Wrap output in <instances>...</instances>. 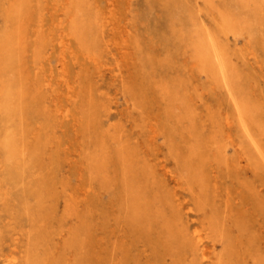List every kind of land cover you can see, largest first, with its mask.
Segmentation results:
<instances>
[{
	"label": "rangeland",
	"instance_id": "rangeland-1",
	"mask_svg": "<svg viewBox=\"0 0 264 264\" xmlns=\"http://www.w3.org/2000/svg\"><path fill=\"white\" fill-rule=\"evenodd\" d=\"M241 3L0 0V264H264V0Z\"/></svg>",
	"mask_w": 264,
	"mask_h": 264
},
{
	"label": "bare ground",
	"instance_id": "bare-ground-1",
	"mask_svg": "<svg viewBox=\"0 0 264 264\" xmlns=\"http://www.w3.org/2000/svg\"><path fill=\"white\" fill-rule=\"evenodd\" d=\"M242 3V5H247L248 6V4H250L252 1H254V0H240ZM241 10V9H240ZM251 14V13H250ZM237 16V15H236ZM225 20H226V22L228 21V18H224ZM250 22V21H249ZM254 22V21H253ZM206 31V30H205ZM202 32H201V29H196V31H195V37H194V40H193V47L195 48H197V46H199V47H204L207 51H209V50H215L216 52H219V50H218V48H217V39H216V37L215 36H211V35H209L208 36V38H207V43L206 44H204L203 43V35L201 34ZM206 33H207V31H206ZM184 36V35H183ZM2 38V37H1ZM206 39V38H205ZM181 41V40H180ZM184 41V40H183ZM2 43V42H1ZM224 44V43H223ZM8 49V48H7ZM222 50V49H221ZM224 51V50H223ZM222 52V51H221ZM223 55H224V52L222 53ZM3 58V57H2ZM204 62H211L212 60L209 58V56L207 55V54H205V56H204ZM216 61H218L217 62V68H216V70L218 69V71H219V73L220 74H223V77H224V81H225V85H226V83H228L229 82V80H228V82H227V79H226V67L227 68H229L228 66H227V64L228 63H226V66H225V64L223 63V61H222V57H221V55H220V53H217V58H216ZM229 61V60H228ZM203 64V63H202ZM205 64V63H204ZM230 65V64H229ZM204 66H206V65H204ZM232 72H234V70H232L231 72H229V73H232ZM215 74H216V71L214 72ZM218 73V74H219ZM217 74V75H218ZM214 77H216L215 75H214ZM223 77H222V79H223ZM236 78V77H235ZM222 79H221V81H222ZM238 79V78H237ZM234 80H236V79H234ZM218 81V80H217ZM221 83H223V82H221ZM220 83V84H221ZM234 83H237V81L236 82H233V84ZM228 85H229V83H228ZM235 85V84H234ZM227 86V85H226ZM229 86H232V85H229ZM236 86H237V84H236ZM236 86H235V88H236ZM230 88H232V87H230ZM233 89V88H232ZM238 90V89H237ZM236 90V91H237ZM4 92H5V90H4ZM234 92H235V90H234ZM238 92V91H237ZM237 92H235V94L237 95ZM239 92H240V89H239ZM238 92V93H239ZM241 92H242V90H241ZM235 95V96H236ZM241 95V94H240ZM242 96V95H241ZM240 97V96H239ZM238 97V98H239ZM243 97V96H242ZM240 100V99H239ZM238 101V100H237ZM8 103V102H7ZM239 103L237 102V108H240L241 106H239L238 105ZM242 105V104H241ZM246 110V109H245ZM4 111V110H3ZM39 111V110H38ZM5 112H6V109H5ZM244 113V112H243ZM242 113V114H243ZM4 119H5V117H4ZM242 119V118H241ZM240 119V120H241ZM6 122H7V120H6ZM243 123H245V122H243L242 120H241V124H243ZM6 124V123H5ZM231 125V123H229V126ZM244 126V125H243ZM232 128V127H231ZM246 128V127H245ZM247 136H250L248 133L246 134ZM8 136H10V135H8ZM250 138V137H249ZM9 141L7 140V143H8ZM16 143V142H15ZM24 144V143H23ZM5 145H6V143H5ZM4 145V146H5ZM8 147H10V145L8 146ZM239 148L242 150V152L244 153V154H246V151H245V149L241 146V145H239ZM6 151H7V149H5ZM14 150H15V147H14ZM98 150V149H97ZM258 151L261 153V151L258 149ZM14 152V151H13ZM15 152H16V150H15ZM18 152V151H17ZM6 153V152H5ZM12 153V152H11ZM7 154H8V151H7ZM20 154H21V152H20ZM264 154V153H263ZM15 155H16V153H15ZM25 155V154H24ZM12 156V155H11ZM22 156V155H21ZM5 157H6V155H5ZM13 157H14V154H13ZM15 157H17V156H15ZM7 158V157H6ZM9 158V157H8ZM22 158V157H21ZM27 159V158H26ZM10 160H12V158L10 159ZM9 160V161H10ZM14 162H15V160H14ZM14 162L12 161V165L14 164ZM25 162V161H24ZM94 162V161H93ZM102 163V162H101ZM16 164H18V163H16ZM99 164V163H98ZM15 165V164H14ZM13 165V166H14ZM12 166V167H13ZM16 167V166H15ZM97 168H99L98 166H97ZM103 167H102V164H101V168L100 169H102ZM23 172V165L22 164H19V165H17V168H16V175H18V174H21ZM24 172H26V171H24ZM98 172V171H97ZM103 172V171H102ZM104 173V172H103ZM94 174V173H93ZM21 179V181H22V178H20ZM20 182V181H19ZM30 204V203H29ZM196 234H198L199 236H200V234H199V232H196ZM207 234V233H206ZM201 237V236H200ZM199 237V243H202L203 242V239L202 238H200ZM203 247V246H202ZM204 249V248H203ZM205 250V249H204ZM208 254H209V252H205V251H203L202 252V254H201V256H202V259L207 263V264H211L209 261H210V256H208Z\"/></svg>",
	"mask_w": 264,
	"mask_h": 264
}]
</instances>
